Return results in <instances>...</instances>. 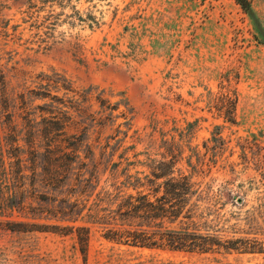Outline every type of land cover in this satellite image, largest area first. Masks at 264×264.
I'll return each instance as SVG.
<instances>
[{"label": "rangeland", "instance_id": "rangeland-1", "mask_svg": "<svg viewBox=\"0 0 264 264\" xmlns=\"http://www.w3.org/2000/svg\"><path fill=\"white\" fill-rule=\"evenodd\" d=\"M247 1L0 0V264H264V0ZM183 177L201 233L237 249L108 238Z\"/></svg>", "mask_w": 264, "mask_h": 264}, {"label": "trees", "instance_id": "trees-1", "mask_svg": "<svg viewBox=\"0 0 264 264\" xmlns=\"http://www.w3.org/2000/svg\"><path fill=\"white\" fill-rule=\"evenodd\" d=\"M244 11L249 13L252 9L247 0H236ZM196 191L189 178L171 179L165 185L163 205L169 204V209L155 208L154 203L147 195L138 198L139 206L127 205L126 223L119 230H110L113 235L109 239L124 241L127 245L141 248L162 247L171 251L185 252H211L215 247H225L221 240L211 234H202L194 221L198 204L193 203ZM199 197V194H196ZM186 210V211H185ZM185 211V212H184ZM165 214L170 217V227L161 234L155 231L153 220L156 214ZM132 220H137L133 225ZM140 220V223L138 222ZM12 230L16 231L17 224ZM239 241V240H237ZM225 249H237L235 247ZM84 251V248L81 249Z\"/></svg>", "mask_w": 264, "mask_h": 264}]
</instances>
